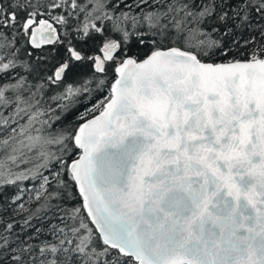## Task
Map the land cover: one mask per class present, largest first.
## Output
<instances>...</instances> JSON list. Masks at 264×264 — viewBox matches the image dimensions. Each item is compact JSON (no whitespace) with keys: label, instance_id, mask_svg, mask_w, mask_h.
<instances>
[{"label":"snow or ice","instance_id":"6c2138e0","mask_svg":"<svg viewBox=\"0 0 264 264\" xmlns=\"http://www.w3.org/2000/svg\"><path fill=\"white\" fill-rule=\"evenodd\" d=\"M0 264H264V0H0Z\"/></svg>","mask_w":264,"mask_h":264},{"label":"trees","instance_id":"16d2710c","mask_svg":"<svg viewBox=\"0 0 264 264\" xmlns=\"http://www.w3.org/2000/svg\"><path fill=\"white\" fill-rule=\"evenodd\" d=\"M81 110H82V108H81Z\"/></svg>","mask_w":264,"mask_h":264}]
</instances>
